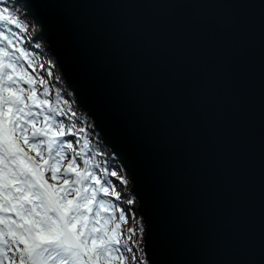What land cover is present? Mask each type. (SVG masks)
<instances>
[{
  "label": "water",
  "instance_id": "obj_1",
  "mask_svg": "<svg viewBox=\"0 0 264 264\" xmlns=\"http://www.w3.org/2000/svg\"><path fill=\"white\" fill-rule=\"evenodd\" d=\"M19 1L40 25L67 88L130 177L147 258L155 233L144 194L152 193L153 207L178 203L190 224L218 234L234 219L237 170L246 226L258 236L264 141L259 32L244 52L247 72L238 97L225 51L185 62L170 31L175 21L184 34L204 31V10L177 5L230 0ZM178 142L195 149L191 159ZM203 255L226 258L218 248Z\"/></svg>",
  "mask_w": 264,
  "mask_h": 264
},
{
  "label": "snow or ice",
  "instance_id": "obj_2",
  "mask_svg": "<svg viewBox=\"0 0 264 264\" xmlns=\"http://www.w3.org/2000/svg\"><path fill=\"white\" fill-rule=\"evenodd\" d=\"M177 7L204 10L201 28L211 33L184 34L177 21L170 26L184 61L195 64L225 51L238 97L247 72L244 52L259 32L264 97V0ZM14 28L29 31L14 7L0 3V264H264V141L258 236L246 226L237 170L234 219L218 234L190 224L178 203L153 207L151 192L141 197L155 233L149 259L142 240L133 238L135 229L124 228L130 215L122 203L135 202L127 193L130 180L93 157L87 129L71 123L76 113L65 110L68 101L59 91L53 100L50 82L36 71L43 65ZM177 147L192 158L194 148L182 142ZM137 227L143 237L144 227ZM209 248L221 249L226 258L203 255Z\"/></svg>",
  "mask_w": 264,
  "mask_h": 264
},
{
  "label": "trees",
  "instance_id": "obj_3",
  "mask_svg": "<svg viewBox=\"0 0 264 264\" xmlns=\"http://www.w3.org/2000/svg\"><path fill=\"white\" fill-rule=\"evenodd\" d=\"M4 1H6V0H4ZM0 3H2L3 6L14 7L17 10V12H18L19 16L21 17V19L25 21V23L27 24L28 28H29L30 22H32V24H35L33 19H31L27 15H23L24 10H22L21 7L19 6V4L16 3V0H7V3L3 2V0H0ZM13 30L14 31H18V30H22V29L14 28ZM30 31H32V33H34L33 29L29 30L27 33H29ZM33 41L34 40H31V44L33 43ZM28 44L29 43H25V45H27V47H28V50L34 54L33 49L30 48L28 46ZM32 45H34V44H32ZM49 69H51L50 66H48V68L46 69V71H45L46 74H47V71ZM36 71L40 75H45L43 73L42 69H39V70L37 69ZM51 72H52V69H51ZM45 79L48 80L50 82V84H51L53 100H55L56 92L59 91L61 96L63 97V99L68 101V104L65 106V110H67V108H71L76 113V117L71 121V123H75L77 128H86L87 129V134H88L89 139L91 141V147H92V153L91 154L93 155V157L97 161L101 162V166L108 167L110 170L115 169V170L119 171L122 175L127 176V178L130 180V177H129L127 171L123 168V166H121V164L115 158L108 159L107 155L110 154L109 148L106 145H104L102 141L97 140L99 135L94 129L93 121L90 119V117L86 113H84L81 110V108H79L75 104L74 96L68 90L65 81L63 80V78L60 75V72L57 70L54 73V78H49L47 75H45ZM66 123H68L67 120H66ZM130 184H131V181L127 185L128 190H129L128 186ZM127 193L129 194L130 197L133 198V194L131 193V191H128ZM138 224L143 226L141 221L138 222ZM136 226L137 225H135L134 228H136ZM138 232H139V230H138ZM137 236H136L137 239H140V240H142L143 237H144V235H143V237H139V234Z\"/></svg>",
  "mask_w": 264,
  "mask_h": 264
},
{
  "label": "bare ground",
  "instance_id": "obj_4",
  "mask_svg": "<svg viewBox=\"0 0 264 264\" xmlns=\"http://www.w3.org/2000/svg\"><path fill=\"white\" fill-rule=\"evenodd\" d=\"M3 2H6L7 3V0L6 1H4L3 0ZM16 3L17 4H19V6H21L22 7V5H21V3H20V1L19 0H16ZM24 10V12H23V15H27V16H29L28 14H26V9H23ZM30 17V16H29ZM31 19H33L32 17H30ZM33 21L35 22V20L33 19ZM39 28H40V25L39 24H37L36 22H35V24H32V22H30V25H29V30H31V29H33L34 30V33H32V31H30L29 33H24L23 32V30H18V31H20L21 32V34L22 35H24L25 36V43H29V44H31V40H34L33 41V43L32 44H34L33 46L34 47H36V50H37V52H39V53H44L43 54V56H42V59H46V65H45V63H41V55H38V56H36L35 57V59L39 62V64H41V65H43V68H39V67H37L36 68V70L38 69H42L43 70V73L45 74V75H47L46 73H45V71H46V69L48 68V66H50L51 67V69H54V70H58L59 71V66L56 64V60H55V58H54V56L51 54V52H50V50H49V47H48V43H46V45H47V47H46V49L45 50H41L39 47H40V45L43 43L44 44V39L43 38H41L40 37V31H39ZM28 41V42H27ZM38 53V54H39ZM40 58V59H39ZM56 71H54V73L56 72ZM60 72V71H59ZM44 75V76H45ZM60 75H61V73H60ZM48 76V75H47ZM72 94H73V96H74V101H75V104L79 107V108H81L80 107V105L78 104V102H77V100H76V98H75V95H74V92H73V90H70V89H68ZM81 110L84 112V113H86L82 108H81ZM87 114V113H86ZM88 115V114H87ZM89 116V115H88ZM91 120H92V118H90ZM93 121V120H92ZM93 126H94V121H93ZM94 129H95V127H94ZM96 131V130H95ZM97 132V131H96ZM98 133V132H97ZM98 135H99V133H98ZM97 140H99V141H102L103 142V144L104 145H106L105 143H104V141L102 140V138L100 137V135H99V137H98V139ZM107 157H108V159H112V158H114V155L113 154H111V151H110V154L109 155H107ZM131 181V180H130ZM131 184L128 186L129 187V190L131 191V193L133 194V198L132 199H134V203L133 204H135V208L138 206V204H139V201H138V199H137V197L134 195V193L132 192V190H131ZM122 206H124V204L122 203ZM135 208H134V210L132 211V213H134V215L135 214H137V212H136V210H135ZM138 218V222H140L141 221V223L143 224V221H142V219L140 218V217H137ZM140 218V219H139ZM138 225V224H137ZM143 227H144V224H143ZM133 229H135L134 227H132ZM144 229H145V227H144ZM138 230H139V228H138ZM134 237H135V239H137V237L135 236V234H132ZM144 239V238H143ZM140 247H142L141 246V244H140ZM143 248V247H142ZM144 249V248H143ZM138 255H140V253L138 254ZM142 255H144V253L142 254Z\"/></svg>",
  "mask_w": 264,
  "mask_h": 264
},
{
  "label": "rangeland",
  "instance_id": "obj_5",
  "mask_svg": "<svg viewBox=\"0 0 264 264\" xmlns=\"http://www.w3.org/2000/svg\"><path fill=\"white\" fill-rule=\"evenodd\" d=\"M45 42H44V44L42 43L41 45H40V49L43 51V50H45L46 49V47H47V45H46V40H44ZM28 46L30 47V48H32L33 49V51H37L36 50V47H34L32 44H28ZM39 53V52H38ZM43 54L44 53H39V55H41V63H45V65H46V59L44 60V59H42V56H43ZM40 59V58H39ZM54 71H56V70H54V69H52V74L51 75H48V77L49 78H54ZM131 185H132V183H131ZM119 186V185H118ZM121 189H123V186H119ZM128 191H130V190H128V188H127V192ZM131 198V197H130ZM123 203H126V201L125 202H123ZM126 208V210H127V212L129 213V215H130V218H129V220H128V222L124 225V228H125V230H127V228H131L133 225H137L138 224V218L137 217H139L140 215L138 214V216L136 215H134V213H132V208H135V204H131V205H128L127 204V207H125ZM133 234H135V236H137L138 234H139V232H138V227L136 226V228H135V231H134V233ZM138 237V236H137ZM140 237V236H139ZM133 238L135 239V237L133 236ZM143 240V242H144V239H142ZM143 243H141V245H142ZM134 251H137L135 248H134ZM137 254H139L138 253V251H137Z\"/></svg>",
  "mask_w": 264,
  "mask_h": 264
}]
</instances>
